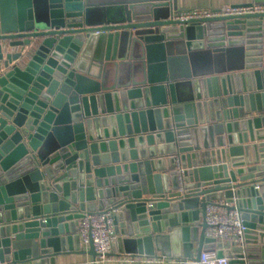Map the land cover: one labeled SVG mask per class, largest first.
I'll return each instance as SVG.
<instances>
[{"label":"water","instance_id":"1","mask_svg":"<svg viewBox=\"0 0 264 264\" xmlns=\"http://www.w3.org/2000/svg\"><path fill=\"white\" fill-rule=\"evenodd\" d=\"M180 11L0 0V264H56L99 211L108 256L197 264L213 202L246 226L217 255L264 264V11Z\"/></svg>","mask_w":264,"mask_h":264},{"label":"built area","instance_id":"2","mask_svg":"<svg viewBox=\"0 0 264 264\" xmlns=\"http://www.w3.org/2000/svg\"><path fill=\"white\" fill-rule=\"evenodd\" d=\"M264 4L232 5L222 9L195 8L190 10H181L179 17L181 19L211 17L217 15H239L246 13L262 12ZM114 211L87 213L80 219L78 233L81 244H88L90 238L93 239L94 247L98 253L97 261L104 260L113 252L118 235L114 226ZM206 236L213 239L216 243L214 249H205L197 264H230L229 257L218 256L217 250L220 241H231L232 243H242L246 226L242 213L238 209H226L217 202L207 206ZM224 249V248H223ZM4 264H14L6 262Z\"/></svg>","mask_w":264,"mask_h":264},{"label":"crops","instance_id":"3","mask_svg":"<svg viewBox=\"0 0 264 264\" xmlns=\"http://www.w3.org/2000/svg\"><path fill=\"white\" fill-rule=\"evenodd\" d=\"M118 0H102V2H113ZM121 1V0H119ZM180 10H190L195 8H211L222 9L232 5H249V4H264V0H176ZM162 63V62H161ZM164 69V66H162ZM198 243H194V250H196ZM231 241H220L219 247L224 249L232 248ZM89 249L88 244H81V249L78 252H68L60 254L56 257V264H92L90 255L84 250ZM161 255V252H157ZM30 264V263H19ZM97 264H177L175 261L165 257H137L132 259L128 256H108L106 259L97 261Z\"/></svg>","mask_w":264,"mask_h":264}]
</instances>
